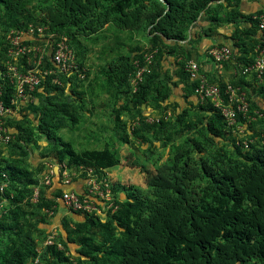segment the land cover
<instances>
[{"label":"trees","instance_id":"trees-1","mask_svg":"<svg viewBox=\"0 0 264 264\" xmlns=\"http://www.w3.org/2000/svg\"><path fill=\"white\" fill-rule=\"evenodd\" d=\"M105 1L109 2L107 6L98 11L99 0H54L42 8L44 23L49 32L66 29L72 38L77 33L69 31L71 26L91 35L107 23L128 31L146 23L150 26L152 47L160 44L167 53H171L175 47L172 45L186 38L189 26L199 13L217 2L159 0L149 6L143 0ZM0 6L12 22L25 10L22 0H0ZM241 18L250 25V29H256V20L251 16ZM1 44L4 60L5 34ZM137 59L141 61L142 57ZM183 65L184 62L181 66L187 77ZM45 66L51 67L48 61ZM37 74L41 80L46 77ZM149 74L153 78L156 76L153 71ZM2 82L4 80L0 79V99L13 110V87L9 82L3 86ZM143 84L139 86L140 96L136 97L140 106L145 105L148 94V89H145L148 84ZM232 84L237 86V83ZM156 91L160 94L159 90ZM252 103L257 106L254 101ZM28 108L37 113V130L52 141V151L58 164L65 161L77 168L88 166L97 174L119 164L117 154L108 148L76 152L69 142L55 136L53 130L64 124L60 111H68L67 103L29 104ZM211 109L213 112V107ZM180 115L185 116L186 110L183 109ZM213 121L209 117L206 130L208 138L213 137L212 144H216L222 140L221 134L226 126L218 113L217 124ZM16 131L17 142L27 140L20 135L23 133ZM250 147V153L240 159H226L220 149L205 157L199 155L202 152L199 147L194 156L177 152L172 160L154 171L143 170L148 197L141 196L133 187L114 184V191L124 190L125 195L122 199L114 198L103 221L88 214L71 212L79 217L73 223V230L75 234H81L75 264H82V260L92 264H264V148L252 144ZM2 153L0 151V182L4 174L9 184L4 190L8 209L0 222V241L4 228L11 224L18 214V206L29 195L30 187L37 184V180L31 177L21 181L23 171L9 165L2 159ZM197 179L205 180V183L195 191L191 186ZM58 181L60 179L52 177L51 190L57 192L51 196V203H57L54 198L62 191L70 190L69 186ZM9 193L13 195L11 198ZM42 200L38 205L47 207V199ZM47 248L51 257L46 258L44 264L67 262L68 259L53 245ZM35 255L31 244L20 242L8 250L0 248V264H27Z\"/></svg>","mask_w":264,"mask_h":264},{"label":"rangeland","instance_id":"rangeland-1","mask_svg":"<svg viewBox=\"0 0 264 264\" xmlns=\"http://www.w3.org/2000/svg\"><path fill=\"white\" fill-rule=\"evenodd\" d=\"M22 1L25 10L14 19L15 22L6 16L4 8L0 6V47L7 31L19 29L25 32L30 27H46L42 8L54 0ZM143 1L150 6L159 0ZM108 3L99 0L98 11H102ZM67 31L62 29L54 33L48 32L45 28V34L49 33L52 37L41 45L39 42L36 43V46L47 51L57 40H63L75 54L77 71L63 75L55 71L50 72L49 66L42 67L38 63H31L33 67H37V73L46 71V77L40 79L41 86L33 90L26 102L18 101L14 105L12 112L3 122V127L14 134L11 132L12 141L6 146V151L3 150L5 153L2 159L9 165H15L17 170L23 171L21 181L25 182L30 177L37 180L40 197L37 203L29 202L27 199L29 195L23 199L18 206V214L3 230L0 248L8 250L20 242L31 244L35 249L36 255L33 259H37V264H44L46 258L51 257L47 248L51 245L68 259L67 262L60 264H75L81 236L75 234L73 230V223L78 221L79 217L61 204L49 201L57 191L51 190L52 177L48 185L44 184L45 164L65 165L62 169L59 168L61 176L55 174L53 177L62 180L64 175L62 172L66 168V179L70 181L69 184L86 179L90 175L88 171L90 167L77 168L65 161L59 164L56 162L52 141L37 130V113L30 111L29 104L42 106L49 102L67 103L68 111L66 113L60 111L64 124L61 128L53 130L55 136L69 142L76 152L103 148L114 151L120 160L119 164L104 170L110 184L133 187L144 197H148L149 192L143 170L154 171L163 163L172 160L177 152L194 156L199 147L202 150L199 155L205 157L220 149L226 159H240L250 153V144L264 148V75L261 79L254 75L249 76V80L257 83L256 87L250 89L251 93H257L261 97L262 107L254 106L251 93L245 86L243 90L248 98V120L238 118L243 131L225 128L221 134L222 140L212 144L213 137L208 138L206 123L211 117L213 123L217 124L215 122L217 112L214 108L213 112H210L212 107L208 103L202 102L195 107H187L186 115L182 116L180 115L182 107L179 108L176 103L165 99L166 92L163 87L158 88L160 94H157L154 85L151 86L155 77L145 75L143 80L135 85L134 61L138 56L142 57L145 53L153 51L154 62L151 67L154 69L161 63L166 53L160 44L152 47L154 43L151 40L150 26L142 23L137 29L128 31L116 29L111 23H107L91 35H85L82 29L71 26L69 31L77 33L75 36L73 34V38ZM253 46L255 50L256 45ZM28 55L32 62L39 59L36 52L30 51ZM3 58L0 50L1 69ZM28 69L26 61H21L18 66L19 73L24 74ZM12 77L15 78L13 75ZM165 79V75L160 78L162 82ZM9 80V77H5L1 84L5 86ZM143 83L148 84L145 86L148 94L145 105L140 106L136 97L140 96L139 86ZM16 129L23 133L20 135L27 140L17 142ZM243 142L248 144L247 148L243 146ZM204 183L205 180L197 179L193 181L191 187L198 191ZM90 187L91 185L85 184L83 191ZM123 194L125 195V191L119 189L112 191L110 196L119 198L123 197ZM42 199H47L45 201L49 204L48 208L38 205L43 202ZM3 204L4 210L7 211L8 204ZM91 216L101 221L105 219L104 212ZM93 239L98 241L97 237ZM48 240L51 244H46ZM82 262L92 264L87 260Z\"/></svg>","mask_w":264,"mask_h":264},{"label":"built area","instance_id":"built-area-1","mask_svg":"<svg viewBox=\"0 0 264 264\" xmlns=\"http://www.w3.org/2000/svg\"><path fill=\"white\" fill-rule=\"evenodd\" d=\"M252 19L256 20V30L260 35V43L255 48V57L250 63H246L240 67V73L243 76L254 75L256 78L261 79L264 75V7L260 9L258 14L253 15ZM45 28L48 30L47 26L30 27L25 32L14 29L5 33L6 54L5 59L1 63L0 79L4 80L5 77H9V83L13 87V99L11 102L13 105L18 101L26 102L33 90L40 84L37 67H33L32 64L38 63L44 67L46 61H48L51 65L50 72L55 71L63 75H70L77 71L75 54L63 40H57L47 51L44 48L41 50L39 46H36L38 42L41 45L51 39L52 36L49 33L45 34ZM30 51L39 54L37 61H31L28 55ZM207 55L219 67L232 58V51L225 45L212 46L207 50ZM153 59L154 52L151 51L145 53L141 61L138 59L134 61L133 81H135V85L140 83L143 77L151 72ZM24 60L29 66V69L24 74H21L19 73L18 66ZM183 70L187 77L194 83L193 94L197 99L201 102L209 103L220 115L227 129L231 131L234 129H242V132L243 128L240 126L238 118L241 117L248 120V98L243 88L234 86L230 82L224 83L223 87L210 82L200 72L199 64L193 60L185 61ZM39 73L46 75V71H39ZM12 75L15 77L14 79H12ZM1 93L2 90L0 87V95ZM11 112L12 109L6 107L0 99V151L2 152L3 150L6 151V146L10 144L13 137L11 132L3 127L4 118ZM243 146L247 148L248 144L243 142ZM63 167H65L63 164L57 166L49 163L45 164L46 175L44 177V184L48 185L51 177L55 176V174L61 176L59 168L62 169ZM65 170L66 168L62 172L64 175L60 181L62 184L68 185L70 181L66 179L67 171ZM88 171L90 175L85 179V184L87 186L91 185L90 188L80 194L72 190H64L60 196L54 198V201L60 203L70 212H79L88 215L104 212L106 217V212L112 206L115 198L110 196L111 192H114V185L110 184L105 173L94 174L95 172L92 169ZM2 177L3 180L0 182V222L6 214L3 203L8 204V197L4 196V190L9 184L8 177L4 174H2ZM9 195L10 198L13 196L12 193H9ZM39 197L40 191L38 185L31 186L27 198L29 202L37 203ZM46 244H51V241L48 240ZM37 262V259H32L27 264H37Z\"/></svg>","mask_w":264,"mask_h":264},{"label":"crops","instance_id":"crops-1","mask_svg":"<svg viewBox=\"0 0 264 264\" xmlns=\"http://www.w3.org/2000/svg\"><path fill=\"white\" fill-rule=\"evenodd\" d=\"M262 5L264 0H217L208 5L189 26L186 38L172 45L175 47L171 53L165 51L161 63L153 69L156 74L155 89L163 87L165 99L185 110L202 103L192 93L193 82L182 71L183 62L193 60L199 64L200 72L213 83H237L243 89L247 86L251 93L250 89L256 87L257 83L249 80L250 75H241L240 67L250 63L255 57L253 44L257 46L260 43V35L256 29H250V25L241 16L252 17L260 11ZM219 45L228 46L232 51V58L218 67L207 55V50ZM163 75L166 79L162 82L160 78ZM250 96L261 108V97L257 93H251ZM82 180L65 186L80 194L85 185Z\"/></svg>","mask_w":264,"mask_h":264}]
</instances>
